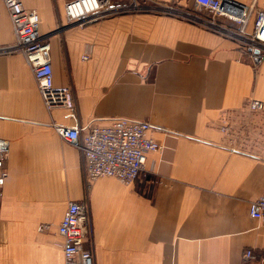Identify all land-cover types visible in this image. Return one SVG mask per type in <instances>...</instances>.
Listing matches in <instances>:
<instances>
[{
    "label": "crops",
    "instance_id": "crops-1",
    "mask_svg": "<svg viewBox=\"0 0 264 264\" xmlns=\"http://www.w3.org/2000/svg\"><path fill=\"white\" fill-rule=\"evenodd\" d=\"M136 1L196 9L195 0ZM50 2L25 6L41 17L55 84L72 89L77 122L146 121L165 148L148 156L141 181L102 178L88 190L81 152L52 124L76 121L65 109L47 111L22 55L0 56V138L11 143L0 187V264H65L59 226L72 202L88 206L86 248L95 264H245L249 249L251 264H264V222L250 215L264 194V112L247 108L264 103V62L153 13L68 27ZM258 6L264 10V0ZM15 40L0 0V46Z\"/></svg>",
    "mask_w": 264,
    "mask_h": 264
},
{
    "label": "built area",
    "instance_id": "built-area-1",
    "mask_svg": "<svg viewBox=\"0 0 264 264\" xmlns=\"http://www.w3.org/2000/svg\"><path fill=\"white\" fill-rule=\"evenodd\" d=\"M8 11L15 34V43L0 46V56L22 55L36 80L39 93L48 112L69 111L72 126L53 124L55 132L74 145L82 154L87 189L102 178H113L132 185L145 177V165L150 154H161L164 146L151 138L154 129L146 121L115 119L106 125L92 123L82 127L76 120V101L70 87L55 84L51 45L42 36L41 17L25 6V0H2ZM195 10H182L171 5L139 4L136 0L118 3L116 0H68L64 12L69 24L80 27L132 13H153L179 19L203 28L233 42L242 55L256 65L264 62V10L258 0L242 3L234 0H195ZM88 57H84L87 60ZM252 113L264 112V103L248 102ZM223 132L228 127H222ZM11 143L0 138V187L8 174L4 166L10 155ZM250 215L264 222V194L250 205ZM91 232L87 204L70 203L59 226L64 239L65 264H95V257L86 248ZM255 255L251 249L244 254V263L251 264Z\"/></svg>",
    "mask_w": 264,
    "mask_h": 264
},
{
    "label": "rangeland",
    "instance_id": "rangeland-1",
    "mask_svg": "<svg viewBox=\"0 0 264 264\" xmlns=\"http://www.w3.org/2000/svg\"><path fill=\"white\" fill-rule=\"evenodd\" d=\"M67 1L68 0H51V2L47 4V6L49 7V9L50 10L52 9V11L56 14V17H57V20L59 21V24H61L63 22L68 24L65 15L62 17V16H59V14H58V6L60 4H62V6L64 8V5H65V3Z\"/></svg>",
    "mask_w": 264,
    "mask_h": 264
},
{
    "label": "water",
    "instance_id": "water-1",
    "mask_svg": "<svg viewBox=\"0 0 264 264\" xmlns=\"http://www.w3.org/2000/svg\"><path fill=\"white\" fill-rule=\"evenodd\" d=\"M70 26H76V24H70V25H68V27H70ZM59 31H62V29H60Z\"/></svg>",
    "mask_w": 264,
    "mask_h": 264
}]
</instances>
